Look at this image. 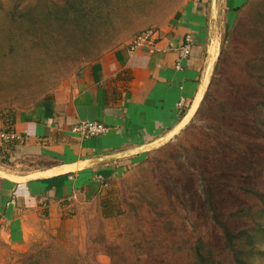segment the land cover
<instances>
[{
  "label": "rangeland",
  "instance_id": "374dc122",
  "mask_svg": "<svg viewBox=\"0 0 264 264\" xmlns=\"http://www.w3.org/2000/svg\"><path fill=\"white\" fill-rule=\"evenodd\" d=\"M202 1L0 0V112L73 88L80 69ZM221 41L197 98L114 168L78 233L43 224L21 250L0 238V264H264V0Z\"/></svg>",
  "mask_w": 264,
  "mask_h": 264
},
{
  "label": "crops",
  "instance_id": "0c3cea01",
  "mask_svg": "<svg viewBox=\"0 0 264 264\" xmlns=\"http://www.w3.org/2000/svg\"><path fill=\"white\" fill-rule=\"evenodd\" d=\"M245 2L192 3L167 21L156 46H122L91 69H80L73 88L1 111L0 238L21 250L43 224L77 234L114 168L139 158L149 140L178 122L197 98L220 52L222 32ZM188 33L195 45L179 69L178 48ZM89 120L106 123V133L85 137L72 131Z\"/></svg>",
  "mask_w": 264,
  "mask_h": 264
},
{
  "label": "built area",
  "instance_id": "2783aa9c",
  "mask_svg": "<svg viewBox=\"0 0 264 264\" xmlns=\"http://www.w3.org/2000/svg\"><path fill=\"white\" fill-rule=\"evenodd\" d=\"M162 28L159 26H153L137 34L130 46L132 48H138L141 46H156L157 41L162 36ZM195 45L194 38L191 33L186 34L185 42L178 48V61L176 63L177 68L181 69L184 66V62L187 61L193 51ZM108 129V125L100 120H89L81 122L72 128V131L85 137L104 135ZM3 138H9L14 136L11 133H3Z\"/></svg>",
  "mask_w": 264,
  "mask_h": 264
}]
</instances>
